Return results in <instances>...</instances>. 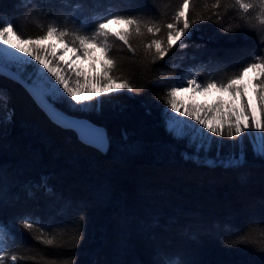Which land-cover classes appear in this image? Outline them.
Listing matches in <instances>:
<instances>
[{"label":"trees","instance_id":"1","mask_svg":"<svg viewBox=\"0 0 264 264\" xmlns=\"http://www.w3.org/2000/svg\"><path fill=\"white\" fill-rule=\"evenodd\" d=\"M182 0H0V24L35 38L49 26L91 34L108 17L162 25ZM191 0L187 47L163 60L116 41L114 75L136 89L67 114L103 126L105 152L52 122L18 82L0 74V247L6 264H264L262 148L205 133L197 150L169 132L171 87L223 82L264 57V0ZM213 5L217 7L213 8ZM215 13V15H214ZM202 17L210 19L201 20ZM243 26V27H242ZM148 35V34H146ZM79 109V110H77ZM245 135V133H244ZM199 140V142H200ZM25 222L33 224L24 229ZM45 239L53 244L43 243Z\"/></svg>","mask_w":264,"mask_h":264},{"label":"snow or ice","instance_id":"2","mask_svg":"<svg viewBox=\"0 0 264 264\" xmlns=\"http://www.w3.org/2000/svg\"><path fill=\"white\" fill-rule=\"evenodd\" d=\"M217 2L219 3V0ZM234 3L243 12H247L251 7V4L245 3L244 0H234ZM190 5L191 0H182L171 20L159 26L154 24L142 26L140 21L127 17L104 18L97 23L91 34L49 26L44 34L25 39L13 23L6 26L0 24V45L31 58L25 60L12 53L21 61L18 64L14 63L17 70L15 80L24 85L40 105L46 104L58 112L50 103L58 101L75 109L76 106L97 101L104 96L110 97L124 91L136 92L131 83L114 75L117 61L110 49L116 41L135 54L133 40L141 38L145 56L151 57L153 61L163 60L173 48L187 47L186 41L190 37V30L197 23L192 16ZM215 7L217 5H213V8ZM204 19L210 17L201 18ZM119 24L125 27L113 32L110 26ZM97 52L99 56L96 55ZM32 61L40 67L33 65ZM84 62H88L87 71L81 67ZM29 68L31 72L28 80L21 79L18 74L27 72ZM249 73H255L250 81L251 102L246 93L248 85L241 83ZM49 76L52 79H49ZM33 89L39 90V99L33 95ZM210 90L227 93L230 100L227 103L218 101L208 106L184 104L178 100L179 95L184 92L196 94L207 93ZM166 103L171 112L177 114L172 116L165 110L168 121L179 122L172 128L168 127L175 139H187L190 136L199 138L198 133L202 135L194 125H189L187 121L178 117H189L198 121L214 136L222 137L226 134L234 141H237L246 130H255L264 135V57L242 66L235 75L223 82L201 83L188 77L181 84L171 87L167 93ZM94 139L107 141L108 138L103 133L94 135ZM87 145L96 148L93 144ZM193 146L197 150H208L210 147L201 140ZM22 227L32 229L33 224L25 222ZM43 243L51 245L53 240L45 239ZM8 259L5 248L0 247V264H6ZM10 259L14 264L17 258L12 255Z\"/></svg>","mask_w":264,"mask_h":264},{"label":"rangeland","instance_id":"3","mask_svg":"<svg viewBox=\"0 0 264 264\" xmlns=\"http://www.w3.org/2000/svg\"><path fill=\"white\" fill-rule=\"evenodd\" d=\"M110 27H111L112 31L115 32V31H119V30L123 29L125 26L123 24H119V25H111ZM57 47H59V45H57ZM9 52H11V53H9ZM12 53H14L15 55L21 56L22 59H25V60H30L31 59L30 57H26V56H23L20 53L15 52L14 49L6 48L5 46L0 45V65H3V66L8 67L9 69L13 70L14 72L16 70V68L14 66V63L15 64H18L21 61L19 60L18 57L14 56ZM96 55L99 56V52H97ZM32 64L35 65L38 68L40 67V65L37 64L35 61H32ZM81 67L85 71H87L88 62H84L81 65ZM97 67H99V64H97ZM30 72H31V69L29 68L27 72H25V73H19L18 75H20V77L23 80H28V77H29ZM16 73H17V71H16ZM45 75H48V74L45 73ZM254 75H255V73L246 74L245 77H244V79L241 81V83L248 85V87L246 89V93L248 95L249 102H251V93H252L250 81H251V79H252V77ZM49 79H52V77L49 76ZM185 79H183L182 82H184ZM178 100L182 101L184 104L194 103V104H198V105L208 106V105H213L215 102H218V101H224L225 103H227L230 100V97L228 96L227 93H220V92H218L216 90H210L207 93H196V94H193L191 92H184V93H182V94L179 95ZM81 106L83 107L84 105H81ZM172 116H177V114L176 113H173ZM178 118L179 119H182L184 121H187V123L189 125H194L196 129H199L200 130V132L203 129V127L198 123V121L192 120L189 117H178ZM178 124H179V122H173L171 120L168 121V127L169 128H172V127H174V125H178ZM205 133H209L210 135H213L212 133L208 132L207 129H205ZM197 136L199 137V133L197 134ZM218 138H220V137H218ZM187 139L191 143H193V144L194 143H199L198 138L195 137V136L194 137H191L190 136ZM240 139L241 140H246L250 144H252L253 142H255V143H253V145H254V147L256 149H261L262 148V146H261L262 143H260V138H259V136L255 132L252 133L251 131L246 130L245 135L242 134V136L240 137ZM238 140H239V138H238ZM233 141L234 140H232V142ZM234 143L237 144L235 141H234ZM102 152H105V151H102Z\"/></svg>","mask_w":264,"mask_h":264},{"label":"water","instance_id":"4","mask_svg":"<svg viewBox=\"0 0 264 264\" xmlns=\"http://www.w3.org/2000/svg\"><path fill=\"white\" fill-rule=\"evenodd\" d=\"M0 74L18 82L17 80H15L17 78L16 72H14L13 70L9 69L6 66L0 65ZM18 83L22 85L20 82ZM22 86L26 89L24 85ZM26 91L29 93L27 89ZM32 91H33V95H36L37 98L39 99V94H38L39 90L33 89ZM32 99L39 106V108L49 117V119L52 122L61 126L62 128H67V129H71L75 131L79 140L82 141L83 143L93 144L96 146V148L100 149L101 151L107 150L108 143H109L108 139L107 141H97L94 139V135L96 134L102 135L104 133L107 136L106 129L103 126L94 124L93 122H91L90 120L84 117H78V116L67 114L66 112L60 110L57 106H55L51 101L50 103L53 104V107L59 113L54 111L50 106L46 104L42 103L40 105L33 97Z\"/></svg>","mask_w":264,"mask_h":264},{"label":"clouds","instance_id":"5","mask_svg":"<svg viewBox=\"0 0 264 264\" xmlns=\"http://www.w3.org/2000/svg\"><path fill=\"white\" fill-rule=\"evenodd\" d=\"M256 250L259 252H264V246H256Z\"/></svg>","mask_w":264,"mask_h":264},{"label":"bare ground","instance_id":"6","mask_svg":"<svg viewBox=\"0 0 264 264\" xmlns=\"http://www.w3.org/2000/svg\"><path fill=\"white\" fill-rule=\"evenodd\" d=\"M14 67V66H13ZM12 68V67H11ZM17 70H15V72H16Z\"/></svg>","mask_w":264,"mask_h":264}]
</instances>
